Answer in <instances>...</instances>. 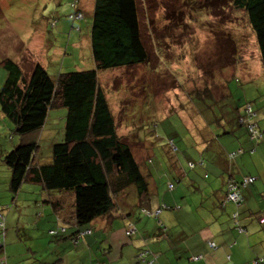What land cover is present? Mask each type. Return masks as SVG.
Returning a JSON list of instances; mask_svg holds the SVG:
<instances>
[{
    "label": "trees",
    "instance_id": "1",
    "mask_svg": "<svg viewBox=\"0 0 264 264\" xmlns=\"http://www.w3.org/2000/svg\"><path fill=\"white\" fill-rule=\"evenodd\" d=\"M84 1V4L81 5L78 0L73 3L75 11L68 16L73 24V29L77 35L84 36V40H72L70 37V40L67 41L68 47L65 49V55L70 50L73 52L75 48L72 54L77 56V52L80 50L84 60L85 55L88 58L89 52L87 51H90L89 60L92 59V67L84 69L85 67L82 66L75 70L74 66L70 65L71 68H69L72 70L59 72L57 69L56 72L53 67L49 69L41 61H38L26 72L17 59L5 57L0 62V67L6 71V79L0 88V113L14 126L9 137L7 135L2 137L5 140L9 138L11 141L15 139L13 136L20 137V143L12 150L10 146L5 149L2 147L0 150L4 153V155L1 153V160L9 173L8 190L13 195V202L8 206L12 209L17 204V196L26 183L40 186L41 192L46 195L43 203H49L52 210L56 209L57 211L61 204L56 196L60 193L72 195L74 210L71 212L74 213V217L69 215L66 218L65 215H62L63 218L53 219L56 228L51 229L50 232L51 236L55 238L72 240V242L74 240L75 244L80 243L79 239L83 235L82 233L89 231L88 226L95 220L108 215L113 216V213L118 212L124 196L137 198L140 215L145 218L157 219L159 214L155 215L154 212L159 211L160 213L174 209L175 205L172 206L168 203H161L158 207L153 208L151 202H153L156 193L160 194L159 196L162 198L173 197L178 191L176 183H180L185 177L194 178L192 185L195 186L192 193H200L202 196L193 198L194 194L191 196L189 193L183 197L185 198L184 204L190 206L193 201H199L196 210H200L203 203L206 202L203 199L204 188L196 184L197 179L193 175L190 176V172L200 170L202 177L209 180L211 175L208 167L215 166L214 162L221 157L219 153L221 149H218L214 157L210 159L212 163L203 157V151L209 148L207 146L213 136L208 131L209 126H212L207 123L210 119L208 111L215 115L214 110L218 107L223 113L230 114L227 117L230 129H225L226 134L235 132V127H238L247 131L251 141H258L263 137V133L258 128V122H254L257 112L253 105L245 102L242 97L239 98V101L230 103V98L234 94V90L230 86L226 84L219 88L214 82L200 86L201 84L197 85V80H195L192 91H187L191 82H188L187 86H184L180 80L178 82L177 78L181 69H175L173 71L174 80L170 88L173 91L178 88L185 90L182 93V97L185 99H180L181 95H177V92L174 91L175 100L178 102L176 107L180 106V109H177L178 115H189L191 118L188 120L195 124L207 123L196 128L195 133L196 136L201 137L197 143L199 152L197 154L200 159L194 160L184 156L185 160L181 162L180 166L177 164L180 158L178 157L179 149L176 147H174V156L167 159L160 156L152 148L153 146L150 149L146 139L138 131L141 124L146 122L143 121L145 117L141 116V111L138 119L133 118L134 116L131 114L134 109L139 111L141 101L129 94L126 84L123 88L112 90L109 87L110 84L103 83L102 80L104 75L111 71L130 69L149 63L148 40L142 31L139 0H93L91 5L93 7L87 5L90 0ZM231 2L233 8L247 13L264 65V0H231ZM212 5L215 4L209 2L206 8H210ZM53 23L52 26H55ZM76 24L77 26H75ZM84 26L87 27V34L83 31ZM46 41L48 42V40ZM48 43L50 44V42ZM81 57L79 56V59ZM226 65V67H230L228 64ZM51 70L53 73H50ZM236 79V82L241 83L240 79ZM107 84L109 85L107 86ZM145 88L148 90L147 84ZM160 91L157 95L160 94ZM118 95L121 99L120 102L124 101L126 97L134 100L133 105L125 104V107L123 106L124 120L129 121L131 118V121L138 123L137 128L132 129L125 137L119 134L117 123L119 110L116 109L117 106L114 105L112 99ZM157 95L150 92L145 96L150 98L154 96L156 99ZM206 103H209L212 110L205 108L204 104ZM174 104H171L172 111L176 108ZM137 105L140 106L137 107ZM193 105H196L197 111L200 109L205 111L204 115H207L205 119H196ZM58 106L67 110L65 135L63 139H60L61 141L52 144L51 156L46 160L42 158L40 150V133L49 120L50 111ZM249 108L255 116L250 117ZM197 111L196 113H198ZM250 124L257 127L260 137L252 138L249 130ZM175 141V138H170V142L175 143ZM136 145L144 149L147 159H139L134 149ZM254 150L244 151L243 148L238 147L230 152L227 151L224 166H227L226 168L233 174L228 175L226 192L217 206L222 210H226V206L229 204H233L240 210L244 205L242 190L256 184V176L250 175V173L240 179L234 178L233 175L236 176L239 172L238 168L228 164L231 160L245 155V152L252 155ZM154 155L158 160L156 157L154 158ZM170 175L173 177L171 178ZM250 177L254 178L253 183L244 186V181ZM232 184L239 185L238 192L242 198L238 202L229 200ZM179 199L181 198L179 197ZM189 200L192 203L189 204ZM51 207L46 208L50 213L49 216L52 215ZM0 209L2 208L0 207ZM239 219L240 212L237 210L232 214V221L236 225L237 231L242 233L245 230L240 225ZM262 219L264 218L260 219V223L264 224ZM1 222L0 264H9L6 252V234H4L6 229L2 230L4 224ZM132 230L133 233L129 232ZM126 231L127 236L131 238L133 234L137 233L135 224L128 222ZM152 254L151 251L143 249L136 256V261L142 264H154L155 255L152 257L150 256ZM34 259L32 264H48L46 259L42 261ZM252 263L264 264V257L257 258Z\"/></svg>",
    "mask_w": 264,
    "mask_h": 264
},
{
    "label": "rangeland",
    "instance_id": "2",
    "mask_svg": "<svg viewBox=\"0 0 264 264\" xmlns=\"http://www.w3.org/2000/svg\"><path fill=\"white\" fill-rule=\"evenodd\" d=\"M92 1L87 2L89 7ZM75 2L77 0H0V62L5 57L17 59L26 72L38 61L49 69L53 67L56 72L57 69L59 72H67L72 70L71 66H74L75 70L82 66L85 67L84 69L92 67V59L89 60L90 51H87L89 52L88 58L85 55L84 60L81 57L82 51L78 50L77 56L72 54L75 48L73 52L70 50L65 55V49L68 47L67 41L70 37L72 40H84V36L77 35L72 22L68 19V16L75 11L73 5ZM84 2V0H78L80 5ZM209 2L215 5L206 8ZM139 3L142 31L148 40L149 63L130 69L111 71L104 75L103 83L108 82L112 90L123 88L126 84L129 94L141 101L139 111L134 109L131 114L133 118H137L141 111V116L145 117L143 121L146 122L140 123L138 131L146 139L149 148L155 149L160 156L167 159L174 156V147H176L179 149L180 160L177 164L180 166L185 160L184 153L190 156L199 153L197 143L201 137L195 135L196 128L207 123L212 125L209 126L208 131L213 134L212 141L207 146L209 148L203 151L207 161L212 163L210 159L214 157L218 149L226 152L238 147L243 148L244 151L255 148L253 151L256 154L255 157L245 152V156L237 157L228 164L237 166L238 171L240 166L244 173H257L261 179L254 186L245 189L249 194L254 195L253 198L264 193V65L247 13L233 8L231 0H139ZM54 21L56 23H53ZM52 23L55 26H52ZM83 31L87 34V27L84 26ZM226 64L230 67H226ZM175 69H181L177 78L178 82L180 80L184 86L191 82L187 91H192L195 80H197V85L201 84L200 86L210 82H214L219 88L226 84L230 86L234 90L230 103L239 101L242 97L245 102L253 105L257 112L254 122H258V128L263 133V137L258 141H251L247 131L238 127H235V132L226 134L225 129H230L227 118L230 114L223 113L218 107L214 110L215 115L208 111L210 122L207 123L195 124L188 120L191 118L189 115H178L177 109H180V106L176 107L178 102L175 100L174 91L177 95H181L180 99H185L182 97L185 90L178 88L173 91L170 88L174 80L173 71ZM50 73H53L52 70ZM236 78L240 79L241 83L236 82ZM5 79L6 71L0 67V88ZM146 84L148 90L145 88ZM159 91L160 94L157 95ZM150 92L157 95L156 99L154 96L151 98L145 96ZM112 99L114 105L117 106L116 109L119 110L117 116L119 134L124 137L128 136L132 129L137 128L138 123L131 121V118L129 121L124 120L123 106L133 105L134 100L126 97L120 102L119 95ZM171 104L176 107L174 111L171 110ZM204 105L208 110H212L209 103ZM193 109L196 119L202 120L207 116L204 115L205 111L202 109L197 111L196 105H193ZM66 113L67 110L60 106L50 111L49 120L41 130L39 138L43 159L47 160L51 156L52 144L64 138ZM13 127L7 119L0 120V150L2 147L5 149L9 146L12 150L20 143V137L17 136H13L14 141L3 138L12 134ZM171 137L175 138V143L170 142ZM134 149L139 159H147V154L142 147L136 145ZM155 157L158 160L156 155ZM212 169L213 166L210 165L208 167L211 175L209 180L202 177L200 170L190 172V176L196 177V184L204 188L218 180L215 177L216 171H211ZM170 177L173 176L170 175ZM193 179V177H185L180 183H176L177 194L181 202H185L183 197L189 193L191 196L194 194L193 198L194 196L201 198L200 193H192L195 186L192 185ZM59 195L56 197L61 204L58 211L54 213L49 203H43L46 195L41 192L40 186L24 184L17 196L18 202L12 209L8 205L13 202V195L8 191L0 194V207L2 208L0 209V222L4 224L2 230L6 229L4 231L6 244L11 246L19 239L25 246L22 259H27L28 248H32L38 252L35 258L39 261L46 259L48 264H54L55 253L65 254L67 264H82V262L87 264L90 261L87 259L91 251L86 243L93 235L91 230L82 233L79 244H75L74 240L72 242V240L51 236L50 230L52 227L56 228L52 220L62 217L63 209L67 212L74 210L72 195L68 193ZM124 206L125 203L122 201L119 211H122ZM49 207L52 210L50 216L49 211L46 210ZM247 208L248 203L243 205L239 212L244 214ZM229 211L232 210L229 209ZM29 234L31 237L28 236ZM63 247L65 249L61 251ZM106 247L102 240L99 250L102 256ZM76 254H79L77 256L81 259H76ZM32 261L33 259L24 260L22 263L31 264Z\"/></svg>",
    "mask_w": 264,
    "mask_h": 264
},
{
    "label": "crops",
    "instance_id": "3",
    "mask_svg": "<svg viewBox=\"0 0 264 264\" xmlns=\"http://www.w3.org/2000/svg\"><path fill=\"white\" fill-rule=\"evenodd\" d=\"M1 119L3 120V116L0 114ZM1 153L4 155L0 152V194L9 192V173L1 160ZM219 153L221 157L217 160L218 163L214 162L215 166L211 170L216 171L215 177L218 180L204 187L203 199L206 202L200 210H196L199 201H193V205L189 200L192 205L185 206L177 193L168 198H162L156 193L151 207L168 203L175 205V208L160 212L157 219L145 218L140 215L137 198L124 196L125 206L122 211L113 213V216L98 218L91 223L89 229L93 235L89 239L91 242L88 240L86 243L91 251L87 264H142L136 261V256L143 249L151 251L153 254L150 256L155 255L154 264H253V260L264 257V224L260 223V219L264 218V193L253 198V194L242 190L244 205L248 203V208L246 213H240L239 222L245 231L239 233L232 221V214L239 209L233 204L226 206V210L217 207L226 192L228 175L233 174L224 166L227 151L220 150ZM183 156L200 159L198 154L190 156L184 153ZM250 156L255 157L256 154ZM246 174L249 173L242 172L239 166V172L233 177L240 179ZM250 175L256 176V182L261 179L257 173ZM61 215L66 218L69 215L74 217L73 212L64 211ZM128 222L134 223L137 229V233L131 238L126 234ZM102 240L107 246L103 256L99 253ZM21 243L18 239L11 246L6 245L9 264H23L22 261L31 259L34 262L38 252L29 248L27 259H22L25 246ZM64 249L65 247L61 251ZM77 255L79 254L75 258L81 259ZM54 257V264L68 263L63 253H55Z\"/></svg>",
    "mask_w": 264,
    "mask_h": 264
},
{
    "label": "built area",
    "instance_id": "4",
    "mask_svg": "<svg viewBox=\"0 0 264 264\" xmlns=\"http://www.w3.org/2000/svg\"><path fill=\"white\" fill-rule=\"evenodd\" d=\"M248 112H249L250 117L255 116V114L253 112H251L250 108L248 109ZM249 130H250V133L252 134V138L253 139L260 137V135L258 134V129H257V127L255 125H251L250 124V129ZM253 181H254V178H251V177L247 178L244 181L243 185L244 186L249 185V184L253 183ZM230 190H231V193L229 195V200H231L233 202L240 201L241 200V196H240V194L238 192L239 185L238 184H232L231 187H230ZM262 222H264V219H262ZM211 246L214 247V244L211 243Z\"/></svg>",
    "mask_w": 264,
    "mask_h": 264
},
{
    "label": "clouds",
    "instance_id": "5",
    "mask_svg": "<svg viewBox=\"0 0 264 264\" xmlns=\"http://www.w3.org/2000/svg\"><path fill=\"white\" fill-rule=\"evenodd\" d=\"M144 211H146V210H144ZM148 214H149V213H148ZM153 214L158 215V214H159V211L154 212ZM129 232L133 233L134 231L132 230V231H129ZM133 235H134V234H133Z\"/></svg>",
    "mask_w": 264,
    "mask_h": 264
}]
</instances>
